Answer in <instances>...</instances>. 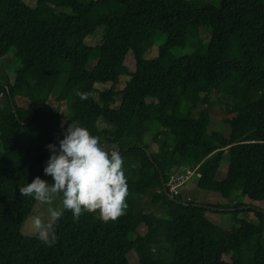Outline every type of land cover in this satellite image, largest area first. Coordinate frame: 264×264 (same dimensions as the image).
I'll return each instance as SVG.
<instances>
[{
    "label": "trees",
    "instance_id": "trees-1",
    "mask_svg": "<svg viewBox=\"0 0 264 264\" xmlns=\"http://www.w3.org/2000/svg\"><path fill=\"white\" fill-rule=\"evenodd\" d=\"M214 1L37 0L34 6L0 0V61L17 62L11 75L4 71L0 77L6 98L0 103V264H129L132 252L138 264H264V208L168 196L162 181L169 188L172 168L192 167L198 187L215 191L229 150L227 181L243 186L250 204L264 201V0ZM182 20L210 33L201 50L184 58L168 56L162 47L146 58L154 36L171 33ZM89 30L102 33L96 46L85 42ZM130 56L134 73L120 91ZM92 58L97 63L90 67ZM51 75L57 76L54 90L46 89ZM78 92L91 95L81 100ZM17 97L29 102L26 116ZM72 97L75 107L65 117L59 105ZM199 103L212 105L198 116L193 110ZM42 108L47 132L39 134L36 115ZM74 121L98 136L103 148L118 145L128 208L107 223L89 213L74 219L65 211L54 224L58 240L48 247L22 232L38 201L22 196L19 186L37 176L52 183L44 173L47 146H59L57 126L67 130ZM213 122L226 124L230 134L210 130ZM150 191L167 217L190 221V243L156 213L150 226L161 237L152 242L149 230L140 233L146 211L138 200ZM207 212L229 214L230 228ZM243 212H254L257 220L240 217ZM189 246L191 257L183 262Z\"/></svg>",
    "mask_w": 264,
    "mask_h": 264
},
{
    "label": "clouds",
    "instance_id": "clouds-1",
    "mask_svg": "<svg viewBox=\"0 0 264 264\" xmlns=\"http://www.w3.org/2000/svg\"><path fill=\"white\" fill-rule=\"evenodd\" d=\"M81 100L91 93L78 92ZM51 156L44 173L54 183L37 176L31 183L19 186L22 196L33 197L47 206V218L32 217L31 226L46 246L55 245L58 237L54 224L65 211H71L74 219L84 213L94 215L102 222L116 221L126 214L129 195L125 161L117 150L106 151L100 138L92 135L79 121L68 125L59 149L49 144ZM57 201L59 203H57Z\"/></svg>",
    "mask_w": 264,
    "mask_h": 264
},
{
    "label": "rangeland",
    "instance_id": "rangeland-1",
    "mask_svg": "<svg viewBox=\"0 0 264 264\" xmlns=\"http://www.w3.org/2000/svg\"><path fill=\"white\" fill-rule=\"evenodd\" d=\"M209 1V0H204ZM214 1V0H212ZM37 0H28V3L31 5H36ZM217 3V1H214ZM210 33H205L200 28L190 25L185 21H178L171 33L163 34L157 33L154 36V39L151 42L149 49L145 53L146 58H153L157 56L161 50L164 48L166 55L174 56V57H184V58H193L205 45L207 39L209 38ZM102 33L95 30H89V34L85 39L86 44L91 46H96L101 42ZM11 55L15 56L16 52L12 51ZM97 63V59L92 58L90 61V67H93ZM0 77L3 75L4 71H7L9 75H11V70L17 68V62L14 60L12 65H9L5 59L0 61ZM130 66L127 68L122 69L121 74V84L119 86V90H125L130 83L131 77L133 76L134 69H135V62L134 58L130 56L129 58ZM2 66V68H1ZM57 76L51 75L46 83V89L54 90L55 83H56ZM106 86H110L108 83ZM100 87V86H99ZM96 99L99 100V97L96 96ZM212 102L218 100V95L213 93L211 95ZM20 110L24 116L29 113V102L27 99L23 97H17L16 99ZM223 101H227L223 99ZM231 101V100H230ZM229 101V102H230ZM117 102H120V98H117ZM0 103L5 104L6 98L4 94L0 93ZM51 104H54L52 100H50ZM231 104V103H230ZM212 104L207 103H199L198 106L193 110L195 115H202L206 114L204 111L207 108L211 107ZM75 107V99L72 97L68 104H60L59 111L63 116H67L68 111L72 110ZM207 112V111H206ZM202 113V114H201ZM48 112L45 109H39L36 115V129L39 133H46L47 132V116ZM223 123H216L213 122L210 125V130H217V131H224L227 135L230 133V129L226 124ZM101 127H103V123H99ZM219 125V126H218ZM221 125V126H220ZM57 136L60 140L64 138L66 130L64 129V124H59L56 128ZM130 132V131H129ZM56 145V144H55ZM57 149L59 146L56 145ZM157 148V146H155ZM104 150L111 151V150H118V145L113 144L110 146L104 147ZM225 156L221 163V167L217 174V180L219 182V186L215 191H207L200 189L198 187V176L194 171V168H186V172L189 175L185 183V187L182 191V198L183 199H190L196 202L206 203V204H234V203H241L246 204L242 206V209L245 208H252L253 206L264 208V201L254 202L253 205L250 204L248 199L243 195V186L239 187L238 184H234V182H228L226 178V169L228 167V159H229V150H225ZM52 154V153H51ZM175 167L171 169L174 170ZM170 171V173H171ZM54 183V180L52 181ZM230 190V192H228ZM57 203H59L57 201ZM138 205L140 208L146 211V216L144 217V221L141 224L139 231L142 234H145L148 230L151 232V241L154 242L159 239L161 236L155 233V229L152 228L151 219L154 213L157 214L159 218V222L165 221L173 230L177 233H180L185 237V240L190 243L191 242V224L190 221L180 219V218H173L170 219L167 217L163 207L161 204H154L152 203V192L141 195L138 200ZM35 215H41L47 218V206L38 202L34 207L32 213L29 215L28 219L26 220L24 227L22 228V232L24 235H34V230L31 226L32 217ZM207 216L212 219L215 223L224 226L225 228H230L231 226V219L229 214L225 213H214V212H207ZM240 217L246 218L251 222H255L257 220L256 215L254 212H243L240 214ZM133 237L135 234L132 235ZM166 239L165 237H163ZM192 254V247H186L185 250L181 253V260L183 262H187ZM129 264H138L137 256L134 252L129 254Z\"/></svg>",
    "mask_w": 264,
    "mask_h": 264
},
{
    "label": "built area",
    "instance_id": "built-area-1",
    "mask_svg": "<svg viewBox=\"0 0 264 264\" xmlns=\"http://www.w3.org/2000/svg\"><path fill=\"white\" fill-rule=\"evenodd\" d=\"M188 178L189 175L186 170L182 168L172 170L168 181L169 194L171 196L181 194Z\"/></svg>",
    "mask_w": 264,
    "mask_h": 264
},
{
    "label": "water",
    "instance_id": "water-1",
    "mask_svg": "<svg viewBox=\"0 0 264 264\" xmlns=\"http://www.w3.org/2000/svg\"><path fill=\"white\" fill-rule=\"evenodd\" d=\"M12 102H14V100H12ZM40 106H41V105L37 106L36 109H37L38 107H40ZM14 111L17 112V108H16V107L14 108ZM162 181H163V186H164V190H165L166 194H167L168 196H170L164 178H162ZM199 205H201V204H199ZM205 206H206V207H209L208 205H205ZM214 208H216V207H214Z\"/></svg>",
    "mask_w": 264,
    "mask_h": 264
},
{
    "label": "crops",
    "instance_id": "crops-1",
    "mask_svg": "<svg viewBox=\"0 0 264 264\" xmlns=\"http://www.w3.org/2000/svg\"><path fill=\"white\" fill-rule=\"evenodd\" d=\"M216 123H219V122H216ZM223 125V124H222ZM219 126V125H218ZM221 126V125H220ZM224 126V125H223ZM230 129V128H229ZM231 131V130H230ZM38 132V131H37ZM221 132H223L224 134H226V132H224L223 130L221 131ZM39 133V132H38ZM39 134H41V133H39ZM230 134V133H229ZM227 135V134H226ZM52 184V183H51Z\"/></svg>",
    "mask_w": 264,
    "mask_h": 264
}]
</instances>
